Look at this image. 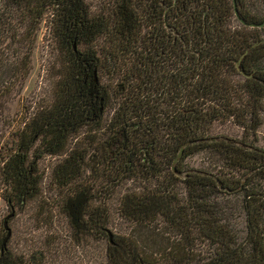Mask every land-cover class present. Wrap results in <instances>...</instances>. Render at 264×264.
Wrapping results in <instances>:
<instances>
[{
  "label": "trees",
  "instance_id": "1",
  "mask_svg": "<svg viewBox=\"0 0 264 264\" xmlns=\"http://www.w3.org/2000/svg\"><path fill=\"white\" fill-rule=\"evenodd\" d=\"M235 1L246 22L264 20ZM109 5L93 12L85 0H0V119L29 73L44 17L63 54L50 96L1 147L0 264H27L10 246L9 223L41 195L45 156L57 159L53 182L76 236L107 238L105 264H156L107 227L109 201L128 181L140 185L119 195V214L137 226L165 222L174 236L168 264H264V148L249 138L264 111V41L249 47L264 26L241 23L233 0ZM227 121L244 134H211ZM87 128L88 141L67 150ZM202 152L208 164L186 168Z\"/></svg>",
  "mask_w": 264,
  "mask_h": 264
},
{
  "label": "rangeland",
  "instance_id": "2",
  "mask_svg": "<svg viewBox=\"0 0 264 264\" xmlns=\"http://www.w3.org/2000/svg\"><path fill=\"white\" fill-rule=\"evenodd\" d=\"M85 2L93 12L110 6L109 0H85ZM243 5L251 14L260 18L264 16V0H244ZM232 26L239 27V23L232 20ZM62 56L63 54L55 51V47L53 48L49 43L44 17L37 31L29 73L22 84H19L21 87L17 85L13 99L7 103L8 111L5 118L0 119V152L3 150L1 147L6 143L11 144L14 141L16 132L27 117L29 109L50 96L54 87L56 68L62 70ZM234 80L237 82L242 78L236 76ZM260 120L256 132L250 134L249 138L264 148V111ZM88 134L90 130L87 128L78 138L71 141L67 150L73 149L78 143L88 141ZM211 134L240 138L244 130L232 121L215 122ZM55 160L57 161L56 157L50 156H45L41 160L40 171L43 173L41 195L31 200L25 209L18 212L10 221V246L16 253L24 256L27 264H105L107 238L93 239L90 236L80 238L69 224L62 208V189L53 182L52 167ZM208 162V154L203 152L184 160L186 168L205 167ZM89 172L86 171L85 176L90 182ZM139 185V182L128 181L116 187L117 191L109 201L111 215L107 227L114 233L128 235L135 240L140 250L150 255V259L156 264H168V259L175 252L170 246L174 236L165 222L158 220L152 226H137L119 214V195ZM236 213L240 217H236L235 220L241 226L242 214L239 211ZM6 214L5 202L0 197V227ZM205 248L206 246L201 243L197 250L199 253L196 254L204 255Z\"/></svg>",
  "mask_w": 264,
  "mask_h": 264
},
{
  "label": "water",
  "instance_id": "3",
  "mask_svg": "<svg viewBox=\"0 0 264 264\" xmlns=\"http://www.w3.org/2000/svg\"><path fill=\"white\" fill-rule=\"evenodd\" d=\"M233 5H234V12H235V15H236V17L238 18V20H239L241 23H243V24H245V25H249V26H256V27H262V26H264V20H263L262 22H246V21H245L242 17H240V15H239L238 10H237V7H236V1H235V0H233ZM263 41H264V38H262V39H260V40H257L256 42H254V43L251 44V46L249 47V49L252 48V47H254V46H256L258 43L263 42ZM247 51H248V49L244 52V54L247 53ZM238 64H239V60L237 61V65H238ZM225 138H226V137H224V136L221 137V139H225ZM184 145H186V143H185ZM181 155H182V148L180 149V152H179L178 156H181ZM176 161H177V159L174 160V162H176ZM108 234H109V237L111 238V233H110V231H108Z\"/></svg>",
  "mask_w": 264,
  "mask_h": 264
}]
</instances>
